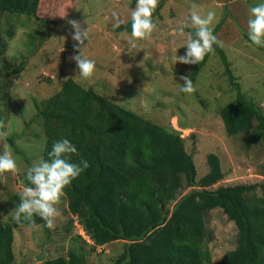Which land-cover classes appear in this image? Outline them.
I'll return each mask as SVG.
<instances>
[{
	"label": "trees",
	"instance_id": "trees-1",
	"mask_svg": "<svg viewBox=\"0 0 264 264\" xmlns=\"http://www.w3.org/2000/svg\"><path fill=\"white\" fill-rule=\"evenodd\" d=\"M169 1L173 0L158 2L153 13L156 24ZM44 5L45 0H0V56L6 53V38L16 34L21 16L36 25L28 34L30 45H43L51 37L48 27L56 22L42 14ZM135 5L136 0H132L131 7ZM227 8L214 28L220 41L223 23L232 16ZM54 16L60 19L62 14ZM126 29L131 33V22L118 31ZM214 49L195 65L189 77L194 83L208 61H220L234 92V98L230 95L217 111L227 134H251L249 145L263 141L264 113L244 94L224 48L214 45ZM26 64L27 58L22 56L19 64L6 63L2 69L7 76L18 78ZM200 103L207 106L206 100ZM34 104V119L41 120L46 138L43 160L49 159L55 141L67 138L78 149L71 161L83 159L90 165L64 190L69 211L64 228L70 240L67 253L36 264H91V256L103 253L99 248L116 242H123L124 249L109 264H264V180L220 185L225 174L220 158L213 153L207 156L208 173L199 178L180 132L109 101L73 78L65 79L55 95L41 102L34 99ZM19 137L10 140L13 143ZM26 173L21 180L30 186ZM214 210H222L238 231L236 247L218 262L212 259L209 248L214 233L208 217ZM34 219L44 228L47 239H52L53 229L39 216ZM76 226H81L90 240L79 233L73 235ZM26 227L27 222L0 220V264H15V233Z\"/></svg>",
	"mask_w": 264,
	"mask_h": 264
},
{
	"label": "rangeland",
	"instance_id": "rangeland-1",
	"mask_svg": "<svg viewBox=\"0 0 264 264\" xmlns=\"http://www.w3.org/2000/svg\"><path fill=\"white\" fill-rule=\"evenodd\" d=\"M192 3L201 6L202 16L209 10L215 11L214 28L222 21L226 13L224 8L228 7L232 16L224 21L219 32L222 47L244 94L264 113V47L248 39L247 23L249 9L264 0L169 1L156 19L157 28L152 37L137 40V47L131 53L127 44L131 33L122 37L121 32L113 28L112 13L117 12L130 23L131 11L135 8L131 7L132 0H45L42 14L52 16L56 22L48 27L51 37L43 45L40 42L30 45L28 34L36 25L21 16L17 20L21 24L16 34L12 39L6 38V53L0 56V114L9 132L7 140L0 141V152L6 142L19 168L15 175L0 174L2 222L15 220L13 209L20 203V194L26 187L21 176L34 162L43 160L46 138L41 120L34 119L37 114L34 99L41 102L55 95L69 77L85 87H93L98 94L123 108L180 132L187 152L194 158L199 178L208 173L207 156L213 153L220 158L225 174L220 185L253 184L264 180V140L249 145L251 134L228 135L217 112L220 106L227 104L230 95L234 98L220 61H208L194 82V93L181 91L184 81L180 77L190 76L196 64L175 65L171 57L176 53L182 56L187 51L184 46L192 28ZM54 14H62V17L59 19ZM68 20L90 26L85 55L96 64L95 75L90 81L75 76L77 66L69 58L76 53L68 46L76 42L72 39L74 30ZM22 56L27 58L23 73L18 78L7 76L3 64H19ZM201 100L207 101L206 107ZM12 136L20 137L12 143ZM10 202L13 205H9ZM58 207L60 215L56 218L52 239H47L42 226L16 230L15 264H36L41 259L67 253L70 240L64 229L69 221L66 198H62ZM208 224L214 233L209 248L212 259L218 262L236 247L238 231L222 210L211 212ZM76 228L73 235L79 233L89 239L81 226ZM123 249V242L99 248L103 253L92 254L90 263L109 264Z\"/></svg>",
	"mask_w": 264,
	"mask_h": 264
},
{
	"label": "clouds",
	"instance_id": "clouds-1",
	"mask_svg": "<svg viewBox=\"0 0 264 264\" xmlns=\"http://www.w3.org/2000/svg\"><path fill=\"white\" fill-rule=\"evenodd\" d=\"M158 0H136L135 8L131 11V38L127 40L129 53L136 49L137 40H147L153 35L157 24L153 19V13L157 9ZM200 5L191 4V25L194 32L188 34V40L184 47L187 51L184 55L177 53L171 57L176 65L200 64L205 56L214 53V45L222 46L223 42L214 35V22L216 13L209 10L206 16L200 14ZM113 28L119 29L121 25H127L128 21L122 18L117 12L112 13ZM87 24V21L85 22ZM248 39L258 47H264V3L253 5L249 9ZM68 24L74 30L72 39L76 43L73 49L76 54L69 59L77 66L76 75L84 80H91L96 71L95 61L85 55L89 41L90 26L84 27L80 21L68 20ZM128 30L122 31V37L127 35ZM181 34H183L181 32ZM178 52V51H177ZM70 78V77H69ZM68 79V78H66ZM184 81L181 84V91L187 94L194 93L196 87L189 76H181ZM9 132L7 125L0 120V141H6ZM78 154L77 147L67 138H61L53 143L49 152L48 160L34 162L27 170L26 180L30 186L24 187L20 194V203L13 209L14 219L18 224L27 222L29 227L36 228L34 217L39 216L47 228L54 229L56 218L60 215L58 205L62 198L66 197L64 191L73 180L78 179L84 170L90 167L87 160L81 159L79 163L71 161V156ZM19 172L16 160L9 150L8 144H3V151L0 152V174Z\"/></svg>",
	"mask_w": 264,
	"mask_h": 264
}]
</instances>
